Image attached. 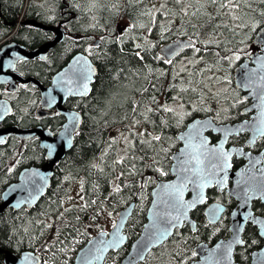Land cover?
<instances>
[{
  "label": "trees",
  "instance_id": "trees-1",
  "mask_svg": "<svg viewBox=\"0 0 264 264\" xmlns=\"http://www.w3.org/2000/svg\"><path fill=\"white\" fill-rule=\"evenodd\" d=\"M223 3L228 5L229 0H223ZM240 4L239 8H222L219 0L217 3L211 0H183L182 3H174L173 0H74L67 8H62L58 0H0V26L4 28L0 29V40L10 36L16 28L11 23H18L23 15L26 20L46 25L55 24L60 18L68 17L67 14L74 17L64 22L68 34L56 48V58L60 54L62 61L57 66L39 59L28 61L32 67H21L23 75H33L48 83L51 75L69 59L70 37L76 33L86 37L83 52L92 58L99 71L91 94L68 102L69 107L81 111L84 120L73 147L57 164L45 196L32 210L9 208L0 214L1 248L17 254L35 251L42 257L41 264H74L80 248L102 230L103 215L110 212L117 216L136 201L125 229L128 242L119 251L112 252L105 263L120 264L147 221L152 189L157 180L172 177L171 156L180 147L177 133L194 117L214 115L215 120L222 123L235 122L244 116L237 104L249 101L241 90L235 88L233 73L239 62L254 51L255 35L264 25V3L261 0H240ZM146 10L153 11L154 17L144 15ZM234 16L238 19H233ZM121 22H127V26L121 27ZM130 25L136 27L129 29ZM51 35L36 27L25 30L21 25L15 40L31 48ZM178 37L194 40L195 47L201 51L196 52L190 47L171 64L160 60L158 57L163 55L159 47ZM97 38L101 39L98 47L88 48V44ZM137 44L141 48L137 49ZM137 51L143 60L134 56ZM234 53L241 58L230 63L219 59ZM40 62L45 63L41 65L42 75L35 66ZM210 73L213 76L208 79ZM215 82L226 83L231 88L201 100L207 90L217 85ZM3 95L12 101L14 113L1 126L38 125L52 131L60 128L61 116L43 120L37 117L40 93L33 85H19L18 92L14 94L3 89ZM173 97L183 100L184 108L191 113L183 117L182 122L176 120L179 116L158 108L160 104H172L178 112ZM148 108L153 111L148 112ZM132 122L150 124L154 134H148L160 135L162 139L141 144L142 139L135 137L134 147H130L123 156L127 157L125 163L114 164L120 156L118 142L109 147L113 139L111 135ZM210 135L213 141L218 139V136ZM244 140L245 135L239 134L233 136L231 143L242 144ZM46 160V152L37 138L23 141L12 135L0 144V201L6 186L17 180L22 169L41 165ZM157 169H162L167 175H161ZM122 171L123 175L118 178ZM75 184L79 186V198L82 196L83 201L77 203L78 199H75L69 205L73 200L69 192ZM117 185L121 188L119 192L115 191ZM213 201L224 202L229 210L237 204L226 191L217 188L208 191V203ZM85 204L88 206L84 207ZM205 208L203 205L192 212L198 222L196 231L185 224L168 245H162L139 264H189L197 259L194 253L197 243H213L227 238L230 235L229 215L212 224L206 220ZM253 208L256 214L264 215V204L260 201L254 202ZM243 239L245 243L237 247L235 258L240 264H250L252 253L263 246L264 240L257 227L250 223L245 228ZM0 264H3L2 255Z\"/></svg>",
  "mask_w": 264,
  "mask_h": 264
},
{
  "label": "water",
  "instance_id": "water-1",
  "mask_svg": "<svg viewBox=\"0 0 264 264\" xmlns=\"http://www.w3.org/2000/svg\"><path fill=\"white\" fill-rule=\"evenodd\" d=\"M1 17V13H0ZM22 24H31L40 29L54 33L52 43H44L36 48L27 46L11 40L0 48V124L13 115L14 107L11 101L2 97V85H8L9 91L18 89V84H32L39 89L41 97V107L37 111L38 117H44L51 113L49 110L56 108L65 117L62 128L55 134L52 130L42 126L21 128L18 125L0 127V144L6 142L7 137L15 135L20 139L28 140L36 137L40 141V146L46 151L47 161L41 165H33L24 168L17 181L9 184L2 192L0 202V214L6 209L19 210L26 208L32 210L47 193L52 183L57 164L64 159L71 150L75 142V135L83 123L81 112L69 109L65 106L68 97H87L92 91V86L98 75V68L89 55L84 52L75 54L67 65L56 72L49 85L44 84L35 76H23L16 71L17 63L20 60L28 61L33 59L47 58L49 51L58 43L62 42L66 36V29L60 25L58 27L48 26L36 20H27ZM12 26L16 27L17 23ZM15 32V31H14ZM14 33L10 36L13 37ZM190 38L180 37L168 42L159 48L160 53L167 59H174L180 56L186 49ZM100 40L96 41L98 44ZM254 45L257 49L249 57L240 61L234 69V84L236 88L242 90L245 97L251 100L247 111H252L251 117L238 122L217 123L214 115L196 117L188 122L186 128L178 133L181 146L172 154V165L170 172L171 179H159L152 190V201L148 208L147 221L144 224L140 236L131 244L128 254L121 260L120 264H139L146 260L148 255L156 248L164 245L170 240L177 230L182 229L185 224H189L193 231L197 230V221L192 217V212L198 207L208 202V191L217 188L225 190L231 197L237 200V206L230 212V231L227 238H221L216 242H200L194 247L197 259L190 264H240L235 259V250L244 244L243 233L248 223L254 224L259 235L264 240V215L256 214L253 209L254 201L264 203V148L259 154H253L251 150H246L244 145H229L231 137L241 133H248L246 145L253 146L260 137H264V105L256 93L264 92V25L260 27L254 38ZM173 52L176 54L173 55ZM79 61V63H78ZM90 67L92 71L88 73L89 79L83 83L88 84V91L84 92L81 86L82 77L80 72ZM249 73L253 74L252 87H244ZM196 125H203L199 130V136L192 140L193 144H199L200 139L208 141V148L222 145L224 151L229 153L230 167L227 169L226 181L217 183L224 176L223 172L208 176L209 184L203 189V202L195 203L191 208L173 207L174 198L162 186L167 184L180 183L182 176H190L193 180L192 169H203L207 174L212 172V163L216 162L211 154L207 158L201 156L202 164H197L191 156L186 154L188 149L189 136H196ZM218 135L217 141L213 142L209 133ZM245 158L247 163L238 168H234L233 157ZM187 161V163H184ZM189 169L187 173L178 172L177 165ZM32 173H38L33 176ZM44 177V179H41ZM197 198V190L194 184H188L184 190L183 201L185 204L191 203ZM136 206L133 201L126 208L119 212L118 218L109 231H100L95 234L76 254L74 264H104L107 256L123 248L128 242L125 232L129 219ZM186 212V216L181 213ZM227 212V206L219 201L210 203L205 210L206 219L210 223H219ZM179 216L177 221L173 219ZM175 225V226H173ZM167 229L168 234L164 235L163 230ZM0 254L3 257V264H41L42 257L35 251L26 250L17 254L0 247ZM143 256V259L140 257ZM28 259H25V258ZM250 264H264V245L252 253Z\"/></svg>",
  "mask_w": 264,
  "mask_h": 264
},
{
  "label": "snow or ice",
  "instance_id": "snow-or-ice-1",
  "mask_svg": "<svg viewBox=\"0 0 264 264\" xmlns=\"http://www.w3.org/2000/svg\"><path fill=\"white\" fill-rule=\"evenodd\" d=\"M174 3H182L183 0H173ZM212 3H217L218 0H211ZM262 3H264V0H261ZM220 6L222 8L225 7H229L231 6L232 8H239L241 6L240 4V0H229V4L225 5L223 3V0H219ZM144 15H148L149 17H154L155 13L153 11H145ZM262 15H264V13H262ZM233 19H238V17H233ZM153 22H155L153 20ZM240 25H236V27H239ZM136 25H130L129 29L131 28H135ZM141 27H145L144 25H141ZM214 27H219V25H214ZM224 27H228L227 25H224ZM185 47H191L193 48L196 52H200L201 49L200 48H196L195 44L192 43L191 41H189L188 44L184 45ZM208 44H205V47H207ZM98 47V45H97ZM136 48L139 49L141 48V45L137 44ZM176 53L173 52V55H175ZM218 55V54H217ZM134 56L137 57L140 60H143V57L140 55V52L137 51L134 53ZM160 60H164L165 63L167 64H171L172 63V59H167L165 60L164 57H158ZM241 57L239 54L234 53L232 56H224V57H219V59L225 60L227 62H231L233 59L235 60H239ZM257 59H261L262 64H264V58L262 57H257ZM79 63V61H78ZM92 71V69L90 67L82 70L80 72V76L82 77V82H81V86L84 89V92L81 93V95H83L84 93H86L88 91V84L87 83H83L84 80H88L90 77L88 75V73H90ZM149 71H151V69H149ZM220 79L225 80L226 81V77H221ZM261 80L264 81V77H261ZM226 82H230V81H226ZM253 85V74L249 73L248 75V79L247 82L244 83V87H252ZM188 89H180V91H187ZM144 91H147V89H144ZM194 91V89H193ZM256 96L258 99H260L261 101V105H264V92H258L256 93ZM174 101H178L179 97H173ZM153 101H155V97L153 96ZM158 108L166 113H171L175 116H179L181 119L183 118L179 112H177V110L174 107L169 106L168 104H160L158 105ZM148 112H152L153 109L152 108H148L147 109ZM145 119H148L147 116L144 117ZM162 123H166V121H161ZM132 127H135V123L132 125ZM203 127V125H196V136H189L185 139L188 140V149L186 150V154L191 156L192 160H194L198 165L203 163V160H201V156H204L205 158H207L208 154H211V156L214 158V160L216 162L212 163L211 168L213 169L212 172L209 173H205L203 169H192V175L196 177V180H193L190 176H182L180 183L177 184H167V185H163L162 187L169 192V194L174 198V204L173 207H178V208H191L195 206V203L197 202H203L204 200V196H203V189L206 188L209 184V179L208 176L210 175H216L219 172H223L224 176L221 177V179L219 181H217V183H221L223 184L226 181L227 178V169L230 167L229 164V153L224 151V148L222 145L219 146H213L212 148H208V141L206 139H200L199 144H193L192 140L196 139L199 136V130L200 128ZM125 141L126 144L129 145V147H134V144L131 143L129 141V137L126 136L124 133H120L119 134ZM130 135L133 137H137L140 135H144V136H149V134L145 131V133H136V132H130ZM162 139V137L160 135H151L150 138L148 139H144L141 141V144H151L152 141H160ZM2 142V141H0ZM118 141L116 140V138H113L110 142H109V147H111L113 144L117 143ZM127 159V157H120L119 159H115L114 160V164H124L125 160ZM184 163H187V161H185ZM93 167H97L96 165H93ZM134 168V165H133ZM178 168V172H183V173H187L189 171V169L183 167L182 164H178L177 165ZM157 171H160L161 175H167L166 172H164L162 169H157ZM33 176H37L38 173H32ZM123 175V171L121 173L118 174V178L119 176ZM41 179H44V177H41ZM194 184L195 189L197 190V198L196 200L192 201L191 203L185 204V202L183 201V195H184V190L187 188L188 184ZM115 191L119 192L121 191V188L119 185H117L115 187ZM93 203H95V201H93ZM88 205L85 204L84 207H87ZM182 215L186 216V212L181 213ZM173 219L175 220H179L180 217H174ZM175 226V225H173ZM113 227H117L116 225H113ZM163 234L167 235L168 234V230L165 229L163 230ZM141 259H143V256L140 257ZM25 259H28L27 257Z\"/></svg>",
  "mask_w": 264,
  "mask_h": 264
},
{
  "label": "flooded vegetation",
  "instance_id": "flooded-vegetation-1",
  "mask_svg": "<svg viewBox=\"0 0 264 264\" xmlns=\"http://www.w3.org/2000/svg\"><path fill=\"white\" fill-rule=\"evenodd\" d=\"M58 2H59V4L62 6V8H67V6L70 4V2H74V0H70V1H68V0H58ZM64 13H69L68 11H64ZM68 15V17H66V18H63V19H59V20H57L56 21V23L55 24H47L48 26H55V27H58V26H60V25H62V26H65L66 24L64 23V22H66V21H70L72 18H74V17H71L72 15H69V14H67ZM28 19V18H27ZM29 20V19H28ZM24 21H27L26 19H22L21 21H17L20 25H19V27L21 26V25H23L22 24V22H24ZM39 22V21H38ZM14 23H16V21L14 22ZM40 23H42V22H40ZM11 24H13V23H11ZM44 24V23H43ZM46 25V24H45ZM19 27L15 30V32H14V36L13 37H4L2 40H0V48L5 44V43H7V42H9V41H11V40H15V35H16V33H17V31H18V29H19ZM24 27H25V30H28V29H31V28H33V27H35V26H33V25H31V24H24ZM66 27V26H65ZM36 28H38V27H36ZM0 29H4V28H2L1 26H0ZM40 29V28H39ZM67 29V28H66ZM43 30V29H42ZM43 31H46V30H43ZM46 32H50V33H52V35H51V37H49V39H47L46 41H44L43 43H41L40 45H42V44H44V43H47V42H50L53 38H54V33L53 32H51V31H46ZM68 34V33H67ZM66 38V37H65ZM70 39H71V47H70V49H69V51H68V53H70L71 55H70V57H69V59L66 61V63H65V65L70 61V59L75 55V54H77L78 52H83V50L85 49V42H86V37H84V36H79L77 33L76 34H73V37H70ZM16 42H18L17 40H15ZM63 42V41H62ZM18 43H21V42H18ZM22 44V43H21ZM60 44V43H59ZM59 44H57L53 49H51L50 51H49V54H48V56H47V58H45V59H41V58H38L39 59V61H44V62H46V63H48V65H55V66H57L56 64L57 63H59V62H61L62 61V59H63V56H61L60 54L58 55V58H56V52H57V50L58 49H56L57 47H58V45ZM24 45V44H23ZM40 45H38V46H35V47H31V48H36V47H39ZM88 48H94V47H97L96 45H95V42L94 41H91L89 44H88V46H87ZM29 48V47H28ZM30 48V49H31ZM67 53V54H68ZM50 58H51V61H50ZM28 61H36L35 59L34 60H28ZM28 61H24V60H20L18 63H17V67H16V71L18 72V73H20V74H22L21 73V67H24V68H30V67H32V63L31 62H28ZM25 65V66H24ZM41 65H45V63H43V62H40V63H38V64H35V66L36 67H38L37 68V70H38V72L42 75L43 73H44V71H43V67L41 68ZM64 67V66H63ZM62 67V68H63ZM62 68H60V69H62ZM59 69V70H60ZM59 70H57V71H55V73L56 72H58ZM54 73V74H55ZM54 74H52L51 75V77H50V79H49V82L48 83H44L41 79V81L44 83V84H46V85H49L50 83H51V81H52V78H53V76H54ZM23 75V74H22ZM25 76V75H24ZM94 85V84H93ZM3 89H5V91H7V89H8V85H4L3 86ZM92 89H93V87H92ZM92 92V91H91ZM91 94V93H90ZM88 97V96H87ZM75 98H78V97H74V96H70V97H68L67 98V100H66V102H65V106L67 107V108H69V109H73V110H77V111H79V109H77L76 107H69L68 106V102L70 101V99H75ZM246 100H244V104H237L238 105V109H240L241 110V112H242V114L244 115V116H242V117H240V118H238V120H244V119H249L250 117H251V114H252V112L251 111H246V108H247V106L248 105H250V101L249 102H245ZM41 106V104L37 107V108H39ZM38 110V109H37ZM51 113H53V114H49V115H46V116H44V117H41L40 119H53V118H55L56 116H61V117H63V119L61 120V121H63L62 123H61V125H60V128L59 129H57L56 131H54L53 130V132L56 134L61 128H62V126H63V124H64V122H65V117L60 113V112H58L57 110H56V108H52V109H50L49 110ZM79 112H81V111H79ZM37 117H38V115H37ZM84 117V116H83ZM42 119V120H43ZM83 120H84V118H83ZM237 120V121H238ZM36 126H38V125H36ZM36 126H31V127H36ZM150 124H148V125H146V124H143V127H144V130H146V132L147 133H150ZM154 133V132H153ZM244 135H245V140H244V142L242 143V144H236V145H244L245 144V142H246V140H248V137H249V134L248 133H244ZM263 148H264V137H261V138H259L258 139V141L253 145V146H249V145H246L245 146V149H247V150H251L252 151V153L253 154H259L262 150H263ZM233 160H234V164L236 165V166H234L235 167V169H238V168H240V167H242V166H244L246 163H247V160L245 159V158H236V157H234L233 158ZM112 253V252H111ZM110 253V254H111ZM121 262V261H120Z\"/></svg>",
  "mask_w": 264,
  "mask_h": 264
},
{
  "label": "rangeland",
  "instance_id": "rangeland-1",
  "mask_svg": "<svg viewBox=\"0 0 264 264\" xmlns=\"http://www.w3.org/2000/svg\"><path fill=\"white\" fill-rule=\"evenodd\" d=\"M157 1L164 2L166 0H157ZM120 26L123 27V28L126 27L127 26V22H121ZM192 62H193V60H192ZM212 76H213V73H210V77L208 79H211ZM209 84H210V82L207 80V85H209ZM214 85H216V86H214V87L212 86L213 88L211 87L210 90H207L206 95L201 100L204 101L206 99L211 98L213 96V94H217V92H223L225 90H230V88H231L230 86H229L230 88H228V85L226 83H217V82H215ZM226 86H227V88H226ZM183 103H184L183 100L174 101V104L177 107L178 112L180 113V115H183L182 117H186L187 115H190L191 113L184 108ZM170 106L172 107V104ZM176 120H178V121L180 120L182 122L181 118H176ZM134 123L135 122H132V123H130L129 125H127L125 127L118 128L111 135L112 138H116V140L118 141V148H119V156L120 157H123L124 155H126V153L128 152L130 147H129L128 144L125 143L124 139L119 134L120 133H124L126 136L129 137V141L131 143H134L135 137L131 136L130 132L145 133V131H146L140 125H138L136 123H135V127L133 128L132 125ZM150 133L154 134L151 129H150ZM151 134H149V136L140 135V136H137V137L143 138V139H148L151 136ZM69 194H70V197L73 199L72 201H69V203H68L69 205L72 204V202L75 199H78L77 203H80L81 201H83V197L82 196L79 198V186H78V184H75V185L71 186V190H70ZM87 219H89V218H87ZM115 220H116V216H113L110 212H107L105 215H103V217L101 219L100 227L103 230H110L111 227L114 225ZM96 230H97V228L94 227V231H96ZM168 244L169 243H167L166 245H168ZM153 255H154V257H157L156 253H154Z\"/></svg>",
  "mask_w": 264,
  "mask_h": 264
},
{
  "label": "bare ground",
  "instance_id": "bare-ground-1",
  "mask_svg": "<svg viewBox=\"0 0 264 264\" xmlns=\"http://www.w3.org/2000/svg\"><path fill=\"white\" fill-rule=\"evenodd\" d=\"M47 43H48V42H47ZM60 43H61V42H60ZM49 44H51V45H52V43H51V42H50ZM58 44H59V43H58ZM56 45H57V44H56ZM56 45H55V46H56ZM55 46H54V47H55ZM54 47H53V48H54ZM53 48H52V49H53Z\"/></svg>",
  "mask_w": 264,
  "mask_h": 264
}]
</instances>
